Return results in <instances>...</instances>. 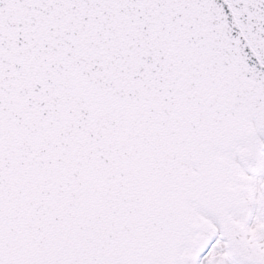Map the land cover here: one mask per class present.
Segmentation results:
<instances>
[{"label": "snow or ice", "instance_id": "obj_1", "mask_svg": "<svg viewBox=\"0 0 264 264\" xmlns=\"http://www.w3.org/2000/svg\"><path fill=\"white\" fill-rule=\"evenodd\" d=\"M0 264H264V0H0Z\"/></svg>", "mask_w": 264, "mask_h": 264}]
</instances>
